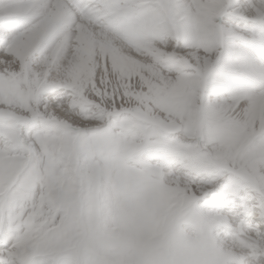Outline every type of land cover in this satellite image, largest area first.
<instances>
[{
    "label": "snow or ice",
    "instance_id": "6c2138e0",
    "mask_svg": "<svg viewBox=\"0 0 264 264\" xmlns=\"http://www.w3.org/2000/svg\"><path fill=\"white\" fill-rule=\"evenodd\" d=\"M0 264H264V0H0Z\"/></svg>",
    "mask_w": 264,
    "mask_h": 264
}]
</instances>
